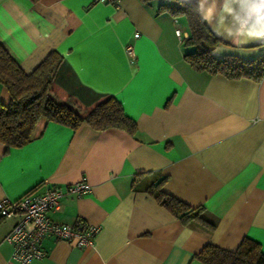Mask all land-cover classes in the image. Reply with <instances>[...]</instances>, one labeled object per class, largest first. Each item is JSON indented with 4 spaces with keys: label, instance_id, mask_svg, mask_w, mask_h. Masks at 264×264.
Returning <instances> with one entry per match:
<instances>
[{
    "label": "crops",
    "instance_id": "obj_1",
    "mask_svg": "<svg viewBox=\"0 0 264 264\" xmlns=\"http://www.w3.org/2000/svg\"><path fill=\"white\" fill-rule=\"evenodd\" d=\"M183 1L197 5L220 40L215 57L252 60L264 51V39L234 42L255 24L257 0ZM165 3L0 0V44L24 71L57 51L60 100L88 110L112 96L137 129L131 136L40 120L28 144H0V200L48 186H90L81 197L63 196L48 216L98 227L93 246L44 238L45 256L29 264H202L196 255L206 244L232 251L244 238L264 254V78L228 79L192 67L184 57L194 50L185 45L187 21L160 8ZM8 101L0 85V103ZM158 177L166 178L164 193L214 218V230L183 226L144 192ZM14 223L0 220V264H19L4 241Z\"/></svg>",
    "mask_w": 264,
    "mask_h": 264
},
{
    "label": "trees",
    "instance_id": "obj_2",
    "mask_svg": "<svg viewBox=\"0 0 264 264\" xmlns=\"http://www.w3.org/2000/svg\"><path fill=\"white\" fill-rule=\"evenodd\" d=\"M28 1L36 3L39 0ZM168 2L160 8L166 9L173 17L184 16L187 21L189 35L185 45L194 50L184 57L192 67L209 74H220L228 79L245 78L260 82L264 78V51L252 60H243L235 55L215 57L212 52L220 40L200 16L197 5L183 0ZM260 46L264 48V43ZM62 62L63 57L57 51H51L33 70L26 72L0 44V85L9 94L8 104L0 103V144L6 149L28 144L40 120L72 130L82 124L95 131L121 129L135 136V122L125 115L121 104L112 96L100 98L88 110L69 97L60 100V93L54 89V85ZM165 180V177H158L144 188V192L183 226L196 225L208 231L214 230L216 220L202 207H192L162 191ZM196 259L202 264H264L260 245L248 238L242 239L232 251L206 244L197 253Z\"/></svg>",
    "mask_w": 264,
    "mask_h": 264
},
{
    "label": "built area",
    "instance_id": "obj_3",
    "mask_svg": "<svg viewBox=\"0 0 264 264\" xmlns=\"http://www.w3.org/2000/svg\"><path fill=\"white\" fill-rule=\"evenodd\" d=\"M118 0H97L99 3H114ZM177 36L180 31L175 30ZM138 37V34H134ZM133 47L127 46L132 56ZM90 191V186L81 181L66 187L48 186L41 193L28 192L17 199L0 200V218L15 219L4 241L12 248L11 258L19 264H29L41 259L45 253L41 241L51 238L56 241L73 242L78 248L92 247L99 229L90 224L77 222L73 225L54 223L48 213L60 209L61 198L67 194L81 197Z\"/></svg>",
    "mask_w": 264,
    "mask_h": 264
},
{
    "label": "clouds",
    "instance_id": "obj_4",
    "mask_svg": "<svg viewBox=\"0 0 264 264\" xmlns=\"http://www.w3.org/2000/svg\"><path fill=\"white\" fill-rule=\"evenodd\" d=\"M250 15L255 16V24L251 28L244 30L243 40L234 42L247 43L249 40L264 39V0H257V3L250 10Z\"/></svg>",
    "mask_w": 264,
    "mask_h": 264
}]
</instances>
